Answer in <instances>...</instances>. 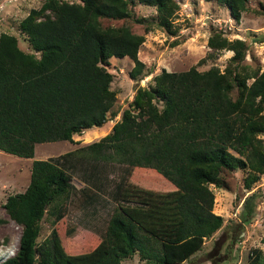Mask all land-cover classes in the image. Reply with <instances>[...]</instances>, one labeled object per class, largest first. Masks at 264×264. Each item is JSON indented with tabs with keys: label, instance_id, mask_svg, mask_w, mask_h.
I'll return each instance as SVG.
<instances>
[{
	"label": "trees",
	"instance_id": "16d2710c",
	"mask_svg": "<svg viewBox=\"0 0 264 264\" xmlns=\"http://www.w3.org/2000/svg\"><path fill=\"white\" fill-rule=\"evenodd\" d=\"M206 1L226 6L239 24L251 0ZM137 5L154 7L153 21L177 35V0H45L19 23L31 52L16 35L0 34V151L33 159L27 188L3 204L22 234L15 256L0 264H122L137 254L147 264H184L225 225L214 212L211 185L224 188L227 171L243 170L251 190L264 174V70L245 63L246 41L216 30L209 56L234 51L224 70L163 69L137 89L111 132L67 153L96 163V170L100 163L127 168L100 243L85 253L67 251L58 224L74 189L72 176L57 161L34 159L36 145L72 142L118 115L110 59L133 60L130 75L142 78L146 64L139 52L146 38L102 19L129 18ZM255 195L243 207L246 224L256 212ZM43 221L52 229L39 242ZM218 258L217 264L226 261ZM247 264H264L263 249L251 248Z\"/></svg>",
	"mask_w": 264,
	"mask_h": 264
},
{
	"label": "rangeland",
	"instance_id": "374dc122",
	"mask_svg": "<svg viewBox=\"0 0 264 264\" xmlns=\"http://www.w3.org/2000/svg\"><path fill=\"white\" fill-rule=\"evenodd\" d=\"M44 1L0 0V34L6 32L16 35L21 48L31 52L29 42L19 30V23L32 8L40 7ZM177 1L180 5L174 20L179 28L177 35H170L153 21L157 11L151 6L131 7L132 16L123 20L102 19L106 26L127 24L134 32L145 35L146 40L139 52V58L146 64L145 74L138 80L133 79L130 75L134 67L133 60L113 57L108 69L114 74L112 88L117 91L118 98L113 109L118 115L103 127H93L75 134L72 142L66 140L36 145L34 159L57 161L72 176L74 189L66 203L65 217L58 224L70 254L89 252L100 243L101 235L118 204L116 194L127 175V168L118 163H100L96 170V163H85L77 157L67 156V153L99 141L111 132L137 89L151 84L152 78L163 69L184 71L197 66L200 70H207L212 66H219L224 70L234 51H216L209 56L213 52L208 46L209 38L216 30L224 32L229 40L246 41L248 54L245 63L264 70V0L249 1L239 24L231 17L229 9L216 1ZM137 18L152 22L151 30L146 31L149 23H138ZM175 42L177 43L174 44ZM204 58H207L206 62L200 64ZM32 162L33 159L0 151V218L8 219L0 224V262L8 253L5 251L7 247L11 246L16 253L22 234V226L8 218L3 204L9 194L22 192L27 188ZM244 177L243 170L227 171L224 188L211 185L215 194L214 212L224 217L225 225L207 238L203 249L184 264H217L218 256L226 259L220 264H247L251 248L260 247L264 251V174L251 190L246 189ZM254 192L256 212L251 223L246 224L242 221V211L246 199ZM42 227L39 242L52 229L48 221H43ZM122 264L147 263L137 254L124 260Z\"/></svg>",
	"mask_w": 264,
	"mask_h": 264
},
{
	"label": "clouds",
	"instance_id": "9594fccd",
	"mask_svg": "<svg viewBox=\"0 0 264 264\" xmlns=\"http://www.w3.org/2000/svg\"><path fill=\"white\" fill-rule=\"evenodd\" d=\"M5 251H8V253H7L5 259H3L1 262L6 261L7 259H9V258L15 256V254H16V253H14V251H12L11 246L7 247V249H6ZM16 252H17V251H16Z\"/></svg>",
	"mask_w": 264,
	"mask_h": 264
}]
</instances>
